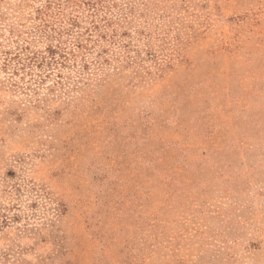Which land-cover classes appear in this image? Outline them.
<instances>
[{"label":"rangeland","instance_id":"obj_1","mask_svg":"<svg viewBox=\"0 0 264 264\" xmlns=\"http://www.w3.org/2000/svg\"><path fill=\"white\" fill-rule=\"evenodd\" d=\"M0 264H264V0H0Z\"/></svg>","mask_w":264,"mask_h":264},{"label":"trees","instance_id":"obj_2","mask_svg":"<svg viewBox=\"0 0 264 264\" xmlns=\"http://www.w3.org/2000/svg\"><path fill=\"white\" fill-rule=\"evenodd\" d=\"M112 26V24H108V27H111ZM93 28L94 29H99L100 27L97 25V26H93ZM114 31V30H113ZM113 33V32H112ZM106 37V35H102L101 36V38L102 39H104ZM86 42H88L87 40H85ZM75 43H76V48L79 50L80 49V51L82 52V50L84 49L85 50V48L87 47V45L85 44V42L83 41H78V40H75ZM55 52V50H49V53H51V54H53ZM71 54H73V56H76L75 55V51L74 52H71ZM63 57H65L66 58V56L64 55ZM84 67H86V68H88V66H87V64H85V66Z\"/></svg>","mask_w":264,"mask_h":264}]
</instances>
